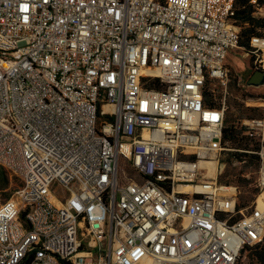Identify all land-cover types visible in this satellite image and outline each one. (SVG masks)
<instances>
[{"label": "built area", "instance_id": "2783aa9c", "mask_svg": "<svg viewBox=\"0 0 264 264\" xmlns=\"http://www.w3.org/2000/svg\"><path fill=\"white\" fill-rule=\"evenodd\" d=\"M235 1L0 0V166L22 182L0 264H237L264 242V116L243 123V202L218 182L227 106L204 96L242 51Z\"/></svg>", "mask_w": 264, "mask_h": 264}, {"label": "trees", "instance_id": "16d2710c", "mask_svg": "<svg viewBox=\"0 0 264 264\" xmlns=\"http://www.w3.org/2000/svg\"><path fill=\"white\" fill-rule=\"evenodd\" d=\"M259 9H264V0H236L235 15L233 17L235 25L240 28L239 47L242 51L249 54L250 62L255 69L254 61L256 56L250 44L255 37L264 39V17L258 13ZM204 96L209 106L219 105L222 98L221 96H216L215 93L209 92L207 89L204 92ZM214 98H216L217 101ZM227 106L223 143L228 144L233 149L231 153L232 158H236L240 161L246 160L247 165L254 164L257 168L259 165V157L256 152L259 149V145L253 138L244 134L245 128L240 126L242 117L237 116L235 111H232L234 107H230V105ZM237 108L238 110L242 109L239 105ZM248 110L253 116L248 119H256L264 116L262 111L258 109ZM258 111H260L259 115L257 114ZM230 163L231 162L228 161L229 165ZM7 172L8 171L4 168L0 170V189H5L9 185L10 180ZM218 182L220 184H237L238 186H244L251 194L249 200L257 193V190L253 187L254 181L237 175L235 169L230 166L227 168L225 174L219 176ZM247 252L252 261L251 264H264V242L254 246H247L243 253Z\"/></svg>", "mask_w": 264, "mask_h": 264}, {"label": "rangeland", "instance_id": "374dc122", "mask_svg": "<svg viewBox=\"0 0 264 264\" xmlns=\"http://www.w3.org/2000/svg\"><path fill=\"white\" fill-rule=\"evenodd\" d=\"M258 13L264 17V9H259ZM227 63L229 65L227 85L211 81L208 83V87L215 90L216 96L222 97V101L225 102L226 106L230 105V107H234L232 108V111H235L237 116L242 117L240 120V126L243 127L244 121L253 117L248 109H258L264 114V77H262L258 83H250L252 75L257 70L251 64L249 54L244 51L236 49L230 50L227 57ZM238 105L242 107L241 110H238ZM260 111H258V115L260 114ZM225 148L220 162L224 165L223 174H225L227 168L230 166L235 169L237 175H241L242 178L254 181L256 171L255 165H247L246 162L232 158L231 153L233 152V149L231 146L228 145ZM228 161L231 162L230 165L228 164ZM2 168L3 167L0 166V170ZM126 172L129 175L131 174L129 168H127ZM7 173L10 181L7 188L0 189V203L12 198L15 195V192L22 186L20 179L11 175L9 172ZM229 185L238 187V190L241 191V200L243 202H246L251 198L250 192L247 191L244 186H238L237 184ZM251 263L252 261L247 252L242 253L237 264Z\"/></svg>", "mask_w": 264, "mask_h": 264}, {"label": "bare ground", "instance_id": "6f19581e", "mask_svg": "<svg viewBox=\"0 0 264 264\" xmlns=\"http://www.w3.org/2000/svg\"><path fill=\"white\" fill-rule=\"evenodd\" d=\"M200 173L206 178H212L216 175V162L202 161L199 163Z\"/></svg>", "mask_w": 264, "mask_h": 264}, {"label": "water", "instance_id": "95a60500", "mask_svg": "<svg viewBox=\"0 0 264 264\" xmlns=\"http://www.w3.org/2000/svg\"><path fill=\"white\" fill-rule=\"evenodd\" d=\"M264 77V71L263 70H257L250 79V83H258L261 78Z\"/></svg>", "mask_w": 264, "mask_h": 264}]
</instances>
